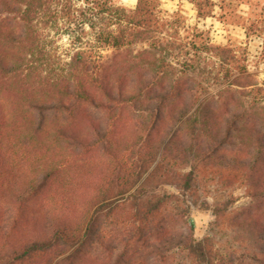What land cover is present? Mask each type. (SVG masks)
I'll list each match as a JSON object with an SVG mask.
<instances>
[{"label":"trees","instance_id":"1","mask_svg":"<svg viewBox=\"0 0 264 264\" xmlns=\"http://www.w3.org/2000/svg\"><path fill=\"white\" fill-rule=\"evenodd\" d=\"M153 1L0 0V264H264V82L200 99ZM58 25L76 50L55 64ZM211 182L249 197L225 253L189 219Z\"/></svg>","mask_w":264,"mask_h":264},{"label":"rangeland","instance_id":"2","mask_svg":"<svg viewBox=\"0 0 264 264\" xmlns=\"http://www.w3.org/2000/svg\"><path fill=\"white\" fill-rule=\"evenodd\" d=\"M111 1L126 9H133L137 3V0ZM153 12L158 18L161 36L173 41L172 52L182 51L183 47V51L196 58L186 70H194V75L206 87L200 99L216 94L242 69L252 74L258 84L264 82V0H154ZM59 27L49 28L44 38L46 50L55 64L68 60L76 50L70 48L67 34L56 33ZM148 47L147 40H143L132 46V50L135 53ZM92 54L109 57L112 49L92 50ZM167 60L183 68L172 56ZM227 72H231L229 77H226ZM248 201L243 187L235 184L225 188L209 183V191L202 194L189 214L194 236H212L215 249L221 253L237 247L233 219L238 208ZM201 202L203 206L198 207ZM215 205L226 207L218 220L212 212ZM1 209L6 210L3 201H0L2 212ZM174 258L172 264H187L182 254Z\"/></svg>","mask_w":264,"mask_h":264}]
</instances>
